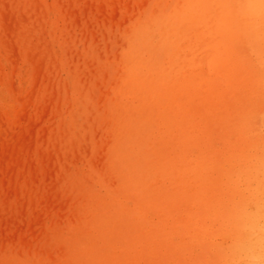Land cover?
<instances>
[{
    "label": "rangeland",
    "instance_id": "1",
    "mask_svg": "<svg viewBox=\"0 0 264 264\" xmlns=\"http://www.w3.org/2000/svg\"><path fill=\"white\" fill-rule=\"evenodd\" d=\"M185 1L0 0V264H217L264 201V0Z\"/></svg>",
    "mask_w": 264,
    "mask_h": 264
},
{
    "label": "clouds",
    "instance_id": "2",
    "mask_svg": "<svg viewBox=\"0 0 264 264\" xmlns=\"http://www.w3.org/2000/svg\"><path fill=\"white\" fill-rule=\"evenodd\" d=\"M217 264H264V201L233 206L217 246Z\"/></svg>",
    "mask_w": 264,
    "mask_h": 264
},
{
    "label": "bare ground",
    "instance_id": "3",
    "mask_svg": "<svg viewBox=\"0 0 264 264\" xmlns=\"http://www.w3.org/2000/svg\"><path fill=\"white\" fill-rule=\"evenodd\" d=\"M43 2V1H42ZM217 2L219 3V4H221L222 6H224V0H217ZM28 3V2H27ZM46 3V2H45ZM210 5H212L211 4V2H210V0H200V2H198V3H192V2H190V0H186L185 1V4L183 5V7H182V9L180 10V13L182 14V15H184V14H186V12L189 10V9H202V13L200 14V18L198 19V22L200 23V22H204V21H206V19L204 18V15H203V11L205 10V9H207L208 7H210ZM170 13V12H169ZM233 15V11H228L227 13H226V16H224L222 19V21H223V26H224V28L226 29H223L224 31H226V32H231L233 35H235V31H233L232 30V26L230 25L231 24V21L232 20H230V18H231V16ZM228 26V27H227ZM206 28H208V27H206ZM202 34H204V32H200L198 35L199 36H201ZM209 34H213V31L211 30V31H209ZM28 41V40H27ZM264 46V45H263ZM263 50V49H262ZM260 52V51H259ZM257 54H259V53H257ZM260 54H262V52H260ZM259 54V55H260ZM258 55V56H259ZM261 56V55H260ZM248 58H250V57H248ZM210 64L212 65V66H214L215 64H216V61L214 60V59H212L211 60V62H210ZM152 84H154V79L153 78H149V79H147L146 81H144V83L142 82L141 83V89H142V93L143 94H148L150 91H151V89L150 88H152V90H153V88H155V87H151L152 86ZM197 84V83H196ZM165 85V83L162 85V88L163 87H165L164 86ZM153 91H160V90H158V89H154ZM157 93V92H156ZM158 94V93H157ZM159 95H163V96H165V95H168V88H167V92L166 93H163V94H158V96ZM124 106V105H123ZM127 106H129V105H127ZM252 153V152H251ZM230 160V159H229ZM252 160V159H251ZM229 162V161H228ZM219 164V163H218ZM225 165V164H224ZM231 169H233V168H231ZM263 174H264V172H263ZM243 175V174H242ZM241 176V175H240ZM261 176V175H260ZM235 184V183H234ZM244 184H242V186H243ZM232 186V185H231ZM244 187V186H243ZM196 188V187H195ZM237 188V187H236ZM235 189V188H234ZM250 190V189H249ZM245 193V192H244ZM259 193V192H258ZM241 194V193H240ZM254 194V193H253ZM260 194V193H259ZM245 195V194H244ZM258 195V194H257ZM256 195V196H257ZM255 196V195H254ZM260 196V195H259ZM242 197H246V196H242ZM234 198V197H233ZM237 198H239V197H237ZM247 199V198H246ZM252 199V198H251ZM261 199H262V197H261ZM232 201H233V199H231ZM210 202V201H209ZM212 202V201H211ZM224 202V201H223ZM233 202H235V201H233ZM259 202V201H258ZM249 203V202H248ZM250 204V203H249ZM252 204V203H251ZM213 206V205H212ZM211 206V207H212ZM207 207H208V205H207ZM213 207H217V206H213ZM211 209V208H210ZM227 210V209H226ZM208 212H210V211H208ZM206 215H207V213H206ZM224 222V221H223ZM222 222V223H223ZM225 225V224H224ZM223 225V226H224ZM212 226V225H211ZM213 228V227H212ZM222 228V227H221ZM224 229H222V231H223ZM205 234V233H204ZM216 234V233H215ZM217 235V234H216ZM218 235H220V232L218 233ZM217 235V236H218ZM215 236V235H214ZM217 236H215V237H217ZM101 237V236H100ZM205 238V237H204ZM213 238V237H212ZM210 239V238H209ZM213 241V240H212ZM211 245V244H210ZM114 250V249H113ZM117 250V249H116ZM116 252V251H115ZM216 259V258H215Z\"/></svg>",
    "mask_w": 264,
    "mask_h": 264
}]
</instances>
